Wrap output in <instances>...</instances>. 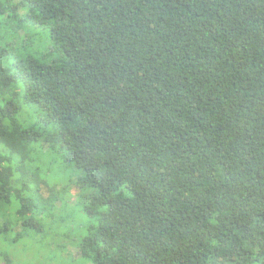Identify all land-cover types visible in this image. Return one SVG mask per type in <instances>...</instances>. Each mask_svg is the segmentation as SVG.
<instances>
[{
  "label": "trees",
  "instance_id": "16d2710c",
  "mask_svg": "<svg viewBox=\"0 0 264 264\" xmlns=\"http://www.w3.org/2000/svg\"><path fill=\"white\" fill-rule=\"evenodd\" d=\"M13 2L0 20L49 47H0V215L23 227L0 250L38 234L46 139L86 203L83 263L264 264V0Z\"/></svg>",
  "mask_w": 264,
  "mask_h": 264
},
{
  "label": "rangeland",
  "instance_id": "374dc122",
  "mask_svg": "<svg viewBox=\"0 0 264 264\" xmlns=\"http://www.w3.org/2000/svg\"><path fill=\"white\" fill-rule=\"evenodd\" d=\"M13 3L18 5L20 0ZM11 12L12 9L6 15L7 20H0V47L8 50L11 61L18 60V53L23 56L41 51L46 53L49 47L46 31L27 25L25 20L18 27V9L13 12L14 17H9ZM24 14L25 11H20L19 18L23 19ZM32 154L35 169H40L42 176L51 184L41 186L38 197V234L35 236L29 232L21 242L5 243L1 250L10 256L14 264H86L82 262L78 244L90 218L88 210H84L86 203L81 200L82 193L75 184L76 176L73 177L72 170L58 161V158H65V153L53 149L46 139H42L34 146ZM71 176V180H65ZM5 215H0V227L5 224V218L11 219L16 223L14 232L20 237L22 223L9 209ZM7 240L14 239L7 236ZM1 250L0 264H7Z\"/></svg>",
  "mask_w": 264,
  "mask_h": 264
}]
</instances>
